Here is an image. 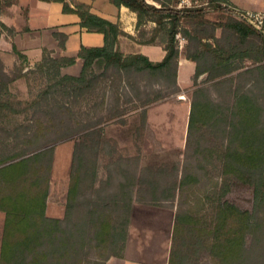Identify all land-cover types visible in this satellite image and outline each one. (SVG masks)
Here are the masks:
<instances>
[{"label":"trees","instance_id":"16d2710c","mask_svg":"<svg viewBox=\"0 0 264 264\" xmlns=\"http://www.w3.org/2000/svg\"><path fill=\"white\" fill-rule=\"evenodd\" d=\"M46 1L64 3V11L79 15L82 27L105 35V46L81 48L78 57L84 60V66L80 77L62 74V69L75 65L77 58H55L45 51L40 69L53 84L50 91L41 94L37 106L60 87L70 93L77 91L76 85L85 81L94 64L116 68L127 76L133 73L158 78L163 86L168 83L178 93L179 63L186 58L197 65V70L185 161L182 170L177 165L173 168L180 181L175 179L161 190L157 189V180H152L157 177L153 170L147 171L148 181L140 177V157L128 158L113 149L110 155L114 162L101 178L97 160L103 151L102 142L76 143L65 220L47 216L54 150L47 144L68 140L75 134L47 139L46 145L22 153L20 160L10 163L13 157L0 161V212L5 214L0 264H106L112 257L124 256L134 199L140 197L147 182L152 190L169 192L168 201H172L177 188L181 195L186 194V188L198 186L202 179L208 188L211 214L207 219L202 209L195 216L178 210L169 264H183L189 257L198 263L204 256L215 264H253V260L254 264H264V36L234 17L227 0H207L213 9L181 8L175 0H152L154 4L148 0H111L137 15L139 30L150 22L156 25L150 38L139 40L141 44H153L157 39L165 43V58L153 62L145 55H125L117 49L119 37L127 35L119 24L92 14L85 5L72 8L66 0ZM211 10L228 13L224 15L228 20L221 24L210 19ZM221 25L224 32L217 38L216 29ZM145 35L141 32L140 37ZM179 35L186 40L183 49ZM211 38L224 47L214 49L208 43ZM255 38H260L259 46ZM247 60L251 65H244ZM206 74L207 79L199 83ZM209 86L226 90V99L222 103L211 99ZM161 101L149 98L146 106ZM65 110L73 115L70 108ZM210 137L215 143L208 142ZM210 168L220 172L221 180L211 177ZM233 188L252 190L253 210L224 201ZM211 194L216 197L211 199ZM154 198L150 202L159 200ZM198 201L205 207L201 197Z\"/></svg>","mask_w":264,"mask_h":264},{"label":"rangeland","instance_id":"374dc122","mask_svg":"<svg viewBox=\"0 0 264 264\" xmlns=\"http://www.w3.org/2000/svg\"><path fill=\"white\" fill-rule=\"evenodd\" d=\"M150 2L154 3L152 0ZM206 2L207 0H175L181 8L213 9ZM214 15L216 16L215 13ZM226 19L228 20V16ZM222 22H225V16ZM184 24L187 28V23ZM141 32L148 35L145 26L141 28L138 37L142 40L147 39V37H140ZM22 58L21 56L19 60L20 66L16 68L7 69L0 66V72L4 73L3 76L0 74V161L13 157L15 159L9 161L10 163L20 160L23 158V156L19 157L22 153L43 145L48 140H59L67 135L75 134L68 140L47 144L54 147L47 202L49 218L65 220L71 179L74 174L76 143L90 145L98 140L102 142L103 151L97 160L101 178L105 177L106 168L114 162L110 151L119 149L121 155L128 158L140 157L141 178L148 181L147 171L153 170L157 177L152 180H157V189L164 190L175 179L180 181L181 176L176 178L173 168L177 165L182 170L185 161L195 80L189 81L184 73L180 83L178 78L179 91L176 93L173 86L168 83L163 86V82H158V78L150 79L145 74L133 73L127 76L124 72H118L116 68L107 69L94 64L88 71L85 81L76 85L77 91L70 93L68 89L61 90L60 87L59 92L49 93L47 101L38 107L39 97L45 90L50 91V85L53 83L48 81L45 72L40 69L44 56L27 72H24L25 61ZM244 65L251 64L244 62ZM81 72L75 77H80ZM206 77L199 79L198 82L205 81ZM208 88V96L210 95L214 101L222 103L226 99V90L221 91L219 88L210 86ZM149 98L162 101L146 106ZM66 108H70L73 115L66 112ZM208 140L209 143H215L211 137ZM30 155L32 154L28 156ZM210 170L213 171L211 177H215L217 181L220 178V172L217 169L210 168ZM204 180H200L198 186L191 185L186 188V194L183 195L177 188L175 200L172 201H168L170 200L169 192L162 194L156 189L152 190L147 182L142 188L140 197L134 199L129 231L136 204L153 206L154 213L171 210L175 213V217L180 208L192 212L194 216L202 209L201 214L208 219L211 214V205L206 198L208 188L204 185ZM213 180L206 181V184ZM210 193L213 194L214 189L210 190ZM212 194L211 199L216 197ZM153 197L159 200L150 202ZM199 197L205 207L198 205ZM223 199L236 202L243 210H253L254 196L251 189L233 188L232 192ZM151 216V214L144 215L138 221L148 225ZM3 222L5 223V215L0 213V227H3ZM197 261L189 257L183 264H215L210 257L206 256L200 262L197 263Z\"/></svg>","mask_w":264,"mask_h":264},{"label":"crops","instance_id":"0c3cea01","mask_svg":"<svg viewBox=\"0 0 264 264\" xmlns=\"http://www.w3.org/2000/svg\"><path fill=\"white\" fill-rule=\"evenodd\" d=\"M66 1L70 3L72 8L77 5H85L92 14L115 24H120L121 29L127 34L121 35L117 44V49L123 54H142L153 62H161L165 58L166 46L160 39H157L153 44H141L139 42L140 30L137 28V15L128 8L124 6L119 8L111 0ZM148 1L150 2V0ZM227 1L233 12L236 10L264 13V0ZM208 15L210 19L223 24V17L226 13L221 15L217 12H210ZM233 16L238 18L235 14ZM226 18L227 16H225V21ZM81 23L82 20L79 15L65 12L64 3L60 1L0 0V66L7 69L20 66L19 60L22 56L26 62H24V72H27L37 61H41L45 51H48L55 58H77L75 65L63 68L62 72L68 75H79L84 66V60L78 57L81 48L83 46L87 48L105 46L103 33L89 32L82 27ZM155 27L156 25L151 22L145 25L146 32H148L145 38L151 37ZM223 32L224 26H218L216 37L220 38ZM178 38L180 47L183 49L186 40L180 35ZM253 40L258 46L261 44L260 38ZM61 42H64V47L61 46ZM208 43L214 49L217 46L224 47L223 43L218 45L214 38L209 39ZM247 62L251 64L250 60ZM196 70L197 65L194 62L182 58L179 63V83L184 73L186 79L194 81ZM206 76L207 74L201 76L200 79ZM153 208V206L136 204L125 254L122 257L110 258L106 264H169L175 213L171 210L154 213ZM149 214L152 216L148 225L138 221L139 218ZM3 227H0V253Z\"/></svg>","mask_w":264,"mask_h":264},{"label":"built area","instance_id":"2783aa9c","mask_svg":"<svg viewBox=\"0 0 264 264\" xmlns=\"http://www.w3.org/2000/svg\"><path fill=\"white\" fill-rule=\"evenodd\" d=\"M234 14L264 36V13L240 12L235 10Z\"/></svg>","mask_w":264,"mask_h":264}]
</instances>
